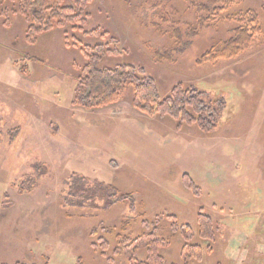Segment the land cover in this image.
I'll use <instances>...</instances> for the list:
<instances>
[{"label":"rangeland","instance_id":"1","mask_svg":"<svg viewBox=\"0 0 264 264\" xmlns=\"http://www.w3.org/2000/svg\"><path fill=\"white\" fill-rule=\"evenodd\" d=\"M263 3L236 0L221 18L255 10L264 24ZM88 12L86 32L98 34L67 28L66 40L65 31L54 30L36 45L26 43L23 17L0 16V264H130L116 252L117 236L136 239L154 226L143 221L155 224L159 217L165 230L170 217L192 229L190 242L181 232L162 249L167 264H264V42L235 61L198 65L232 26L224 21L215 31L190 35L188 26H198L191 0H95ZM176 28L183 32L182 50L158 61L154 53L165 55L174 46ZM76 37L82 44H74ZM86 45L100 46L105 66L143 69L163 97L179 84L204 90L211 100L218 95L228 109L221 129L203 134L191 125L147 117L133 108L131 94L103 110L74 106L75 65L86 63ZM24 55L38 59L26 61L28 77L17 64ZM36 163L47 166L48 174L38 178ZM73 173L134 195L144 208L119 204L98 209L92 218H66L63 181ZM185 174L199 196L184 187ZM26 177L37 179V187L21 195ZM4 194L8 209L2 208ZM200 210L218 226L211 254L198 237ZM103 228L117 230L112 235ZM105 240L107 257L100 247ZM186 245L203 247L202 258H188ZM140 259L149 264L146 253Z\"/></svg>","mask_w":264,"mask_h":264},{"label":"trees","instance_id":"2","mask_svg":"<svg viewBox=\"0 0 264 264\" xmlns=\"http://www.w3.org/2000/svg\"><path fill=\"white\" fill-rule=\"evenodd\" d=\"M235 1L205 0L199 2L191 0V7L196 13L198 26L197 28L188 26L190 35L196 36L204 30L215 31L218 25L224 21L232 26L229 30L231 31L230 36L219 40L204 51L196 61L198 65L207 63L217 65L224 61H235L245 55L256 43L264 42V24L258 11L240 12L222 20V15L229 11ZM94 2L95 0H2L0 16L18 15L23 17L27 24L26 43L36 45L42 35L54 30L65 31L66 40L70 38L67 28L75 33H84L85 35L98 34L99 30L97 29L86 32L85 28L90 18L88 9ZM261 9L264 13V3ZM171 33L174 41V46L171 49L174 51H170V49L165 55L155 52L154 57L158 61H162L164 58L172 60L173 52L182 50L181 46L184 44L182 30L176 28ZM73 39L76 46L78 43L82 44L80 38ZM66 44L69 45L68 42ZM82 52L86 63L83 66L75 65L79 76L75 81L72 102L74 106L90 111L103 110L120 104L128 94H131L133 108L147 117L171 119L178 123L179 127L191 125L203 134H214L221 129L224 113L228 109L225 100L217 98L218 95L211 100L206 91L195 86L185 87L179 84L172 90L170 96L163 97L160 95L156 83L146 75L143 69L126 64L114 67L105 66L104 51L100 49L99 45H86L82 47ZM108 52L110 55H114L113 51L109 50ZM27 60L32 63L38 59L34 56L30 58L28 55H24L17 62L20 73L26 77L31 73ZM21 61L24 63L21 64ZM51 127L54 131H58L57 126L51 125ZM33 168L38 178L49 172V168L41 163L34 164ZM36 182L37 179L26 177L19 184V193L21 195L30 194L37 187ZM63 182L64 185H67V193L62 196L61 205L66 210V218L74 216L92 218L96 216L98 209L109 211L119 204L132 209L144 208V204L137 202L134 195H125L113 185L100 183L96 180L92 182L88 177L78 173L71 174ZM182 182L194 196L200 195L195 182L190 179L189 175L185 174ZM14 186L17 184L14 183ZM8 198V194H4L3 209H8L11 206L7 201ZM169 219H171V226L167 230L160 225L162 219L159 217L155 224L143 221L141 224L144 226H154L151 231H143L136 239L131 235L121 238L117 236L116 252L124 257L127 256L130 264H147L140 259V255L143 253H146L149 264H167L161 254L162 249L166 248L169 241L181 232L186 237L185 240L190 242L188 234L192 233L191 227L178 225L174 217ZM197 224L198 237L206 245L207 251L210 254L213 253V245L218 237V226L204 210L199 211ZM126 226L128 227L129 224L124 225L125 229ZM103 230L114 235L117 229L103 228ZM101 243V255L106 256L110 249V243L108 240ZM185 250L187 257L195 260H200L205 251L203 247H190L189 245L184 247ZM76 263L83 264V261L78 259Z\"/></svg>","mask_w":264,"mask_h":264}]
</instances>
